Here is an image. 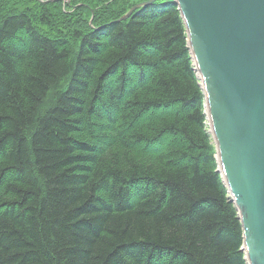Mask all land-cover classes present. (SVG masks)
<instances>
[{"label": "trees", "instance_id": "1", "mask_svg": "<svg viewBox=\"0 0 264 264\" xmlns=\"http://www.w3.org/2000/svg\"><path fill=\"white\" fill-rule=\"evenodd\" d=\"M42 2L0 0V264H246L177 6Z\"/></svg>", "mask_w": 264, "mask_h": 264}, {"label": "water", "instance_id": "2", "mask_svg": "<svg viewBox=\"0 0 264 264\" xmlns=\"http://www.w3.org/2000/svg\"><path fill=\"white\" fill-rule=\"evenodd\" d=\"M156 1L135 4L119 21ZM170 1L185 27L246 264H264V0Z\"/></svg>", "mask_w": 264, "mask_h": 264}, {"label": "rangeland", "instance_id": "3", "mask_svg": "<svg viewBox=\"0 0 264 264\" xmlns=\"http://www.w3.org/2000/svg\"><path fill=\"white\" fill-rule=\"evenodd\" d=\"M44 2H51V1H54V0H43ZM58 1H61V0H56V1H54V2H58ZM62 1H64V0H62ZM66 1V0H65ZM44 2H42V3H44ZM138 3H140V0H130V4H138ZM44 4H46V3H44ZM90 22L91 21H89V25H90ZM192 60V59H191ZM192 65H193V61H192ZM199 85H200V83H199ZM204 112H205V110H204ZM207 125H208V122H207ZM208 134H209V130H208ZM210 137H211V140H212V136L210 135ZM212 142H213V140H212ZM214 144V143H213ZM214 149H215V146H214ZM215 155H216V152H215ZM221 176V175H220ZM228 198H229V200H230V197L228 196ZM235 206V205H234Z\"/></svg>", "mask_w": 264, "mask_h": 264}, {"label": "bare ground", "instance_id": "4", "mask_svg": "<svg viewBox=\"0 0 264 264\" xmlns=\"http://www.w3.org/2000/svg\"><path fill=\"white\" fill-rule=\"evenodd\" d=\"M214 147V146H213Z\"/></svg>", "mask_w": 264, "mask_h": 264}]
</instances>
